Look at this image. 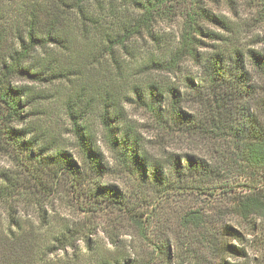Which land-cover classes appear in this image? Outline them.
Listing matches in <instances>:
<instances>
[{
    "label": "rangeland",
    "instance_id": "obj_1",
    "mask_svg": "<svg viewBox=\"0 0 264 264\" xmlns=\"http://www.w3.org/2000/svg\"><path fill=\"white\" fill-rule=\"evenodd\" d=\"M54 1L0 0V63L6 54L20 48L18 35L28 28L32 10L43 8V21L49 22ZM203 3L208 11L229 21L233 31L200 19L206 32L196 34L201 41L197 45L200 55L207 56L215 45L225 42H215L209 32L264 52V18H260L264 12L259 0ZM191 7L195 8L161 6L151 23L153 37L145 32L135 35L125 46H116L113 51L105 50L108 47L103 35L96 33L93 24L88 23L89 32L83 35L80 20L73 13L61 20L65 37L71 42L49 48L69 67L68 76L52 83L18 74L13 77V84L42 94L28 103L25 111L28 116L17 125L28 127L31 130L28 137L36 139L38 146L52 147L50 154L63 149L76 163L83 164V151L72 131L66 103L72 100L87 107L83 124L94 136L107 163L102 180L114 184L131 199V204L137 205V218L141 221L135 224L117 206L93 198L89 190L96 177L77 182L76 172L59 168L60 164L39 169L24 154L8 149L0 132V184L8 192L0 202V264L5 258L13 264H106L124 257L133 259L135 264H264L263 221L258 219L255 222L258 229L252 232L245 220L229 210L234 194L246 192L250 186H264V169L249 167L234 154L229 163L217 162L224 170L215 182L217 186L231 187L234 191L231 196L155 192L149 185H141L137 173L116 161L100 124V114L106 108L116 131L132 128L148 153L156 157L171 151L214 160L219 156L217 146L218 149L221 143L228 146L223 138L211 139L205 134L206 116L202 115L188 80L197 83L202 74L198 62L186 57L172 73H148L140 68L150 55L174 49ZM91 8L95 20L106 32L120 31L139 13L129 0H117L115 6ZM38 55H44V51L40 49ZM152 80L167 81L184 92V110L198 121L196 124L202 122V127L182 131L159 124L141 106L135 93L136 86ZM5 112L0 102V125ZM142 192L149 194L148 203H140L138 195ZM192 209H201L210 220L219 218L212 224L208 222L211 231L184 223L183 215ZM218 210L219 216L215 215ZM224 223L237 230V235L227 234ZM64 231L72 235L74 245L66 249L57 241Z\"/></svg>",
    "mask_w": 264,
    "mask_h": 264
},
{
    "label": "trees",
    "instance_id": "obj_2",
    "mask_svg": "<svg viewBox=\"0 0 264 264\" xmlns=\"http://www.w3.org/2000/svg\"><path fill=\"white\" fill-rule=\"evenodd\" d=\"M116 1L55 0L50 10L52 19L45 23L44 9L32 10L31 17L27 20L28 28L18 35L20 48L6 54L1 58L0 63V102L6 111L0 132L4 135L7 148L24 154L33 163L36 162L39 169L59 164L61 166L59 168H69L76 172L77 182L96 177L97 180L92 181L94 186L89 190L91 196L117 206L135 224H138L141 220L137 218L139 216L137 205L131 204V199L129 200L114 184H105L106 181L102 180L107 171V163L94 136L83 124L87 107L72 100L66 103L72 131L83 151L82 164L76 163L63 149L50 154L52 147L38 146L36 139L28 137L31 130L17 125L26 120L28 113L25 111L28 103L42 97V94L31 92L27 86L13 84L12 79L18 74L30 80L52 83L68 76L69 67L62 64L60 58L54 56L49 48L55 44L62 46L63 43L71 42L65 37L66 31L62 27L61 20H65L73 13L80 20L79 26L82 27L83 35L89 32L88 23L93 24L96 33L103 35L102 38L108 47L105 50L113 51L116 46H125L135 35L140 36L145 32L153 37L151 23L159 14L161 6H195L186 13L185 29L174 49L170 53L160 51L150 55L140 68L148 73L154 71L172 73L179 68L186 57L198 62L202 67V74L197 78V83L191 78L188 80L202 115L206 116L205 134L211 139L223 138V142L226 141L228 146L223 147L225 143H221L219 149L217 146L216 152L219 156L214 160L188 152L171 151L156 157L148 153L141 138L132 128H119V132L116 131L106 108L100 114V124L105 130L104 137L108 145L115 153L116 161L137 173L141 185H149L159 193L177 191L205 196L217 194L231 196L234 192L231 187L225 184L217 186L215 183L222 177L220 172L224 170L223 166L217 163L218 161L230 162L235 154V157L249 167L264 169V52L251 46L248 48L239 46L230 38L209 32V37L215 42L220 40L225 42L223 45L220 43L218 47L215 45L214 50L207 56L200 55L197 45L201 41L196 38V34L206 33L199 22L200 19L214 22L222 28L233 31L229 21L217 17L205 8L204 0H129L139 13L120 31L106 32L100 28L102 24H98L95 20L91 6L100 8L115 6ZM257 1L253 0L254 3ZM258 4L264 12V0H259ZM263 14L261 13L260 18H264ZM40 49L44 51L42 56L38 55ZM135 93L141 106L149 110L153 118L162 126L182 131L194 126L196 128L198 125L202 127V122L196 124L198 121L192 120V116L184 110L185 93L177 86L164 80H152L136 86ZM44 154L46 155L43 156ZM5 188L0 184V202L8 196ZM148 195L146 192L140 193L138 195L140 203H148ZM231 201L230 212L245 220L249 230L255 232L258 229L255 223L258 219L264 223V186H250L248 191L234 194ZM219 213L218 210L215 215L219 216ZM183 218L185 224L195 228L203 227L209 231L211 230L208 222L212 224L219 219L216 217V219L214 217L208 219L201 209L187 211ZM222 225L227 234L237 235V230L232 226L226 223ZM60 235L57 241L64 249L74 246L72 235L68 231ZM113 243L116 242L113 240ZM231 248L237 250L235 247ZM4 263L13 264L6 262V258L3 259ZM106 264H135V262L124 257L122 260L117 259Z\"/></svg>",
    "mask_w": 264,
    "mask_h": 264
}]
</instances>
